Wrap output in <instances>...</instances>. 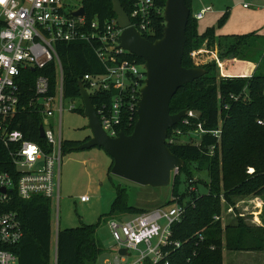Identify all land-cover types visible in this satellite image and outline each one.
<instances>
[{"label": "trees", "instance_id": "obj_1", "mask_svg": "<svg viewBox=\"0 0 264 264\" xmlns=\"http://www.w3.org/2000/svg\"><path fill=\"white\" fill-rule=\"evenodd\" d=\"M190 9L186 26V44L181 64L184 68L198 67L204 75L192 83L183 85L172 97L169 110L176 114L182 110L198 114L194 123H200L207 131L216 130L220 122V144L210 156L208 149L215 145V138L203 135L200 145L181 143L169 146L170 151L183 160L184 166L172 178L171 195L176 199L168 201L166 207L177 203L185 210L180 221L171 227L172 239L181 244L179 249H171L169 264H223V251L255 252L264 251V228L246 224L244 219L235 216L234 224H223L224 204L235 207V198H264V64L257 66L250 77H234L225 71L226 78H217L215 62L195 60L191 56L206 44L216 43L221 51L220 58L255 60L264 52V36L250 33L238 36H217L214 28H207L198 34L196 20L192 12V0H184ZM129 16L133 0H120ZM87 22L99 23L115 19L110 0H81ZM164 0H153L150 14L152 34L147 39L154 42L163 35ZM226 14L218 20V26L224 23ZM132 21V20H131ZM95 44L85 42L57 43V55L63 71V99L79 98V86L85 74L104 73V68L94 54ZM264 54V53H263ZM127 57L138 64L142 61L134 55ZM264 61V58L262 59ZM49 81L50 94L56 89V71L54 64L44 70H22L17 79L20 93L21 112L12 117L11 129L20 131L26 140L34 142L44 150L47 147L39 137L42 119L29 102L34 98V81L40 76ZM231 75V76H230ZM235 97L232 100L230 97ZM111 93L90 97L96 108L100 102L109 104ZM226 105L227 109L222 107ZM72 111L83 113V107ZM126 118V117H125ZM260 121L261 124H258ZM122 132L132 133L136 114L130 123L127 119ZM130 123V125H128ZM179 127L185 132L181 124ZM171 127L168 129L170 133ZM81 141H62L61 153L74 150ZM190 163L197 165V172L204 175L192 181ZM111 164L108 168L110 173ZM0 169H5L0 163ZM252 169V172H248ZM180 175L189 182V189L180 194ZM193 184H201L206 189L199 194L191 189ZM115 197L110 205L109 215H139L145 211L129 206L126 191L120 185H113ZM50 200L33 197L30 200L14 198L8 210L17 214L23 230V238L11 249L18 264H53L51 255V212ZM224 210V212H225ZM218 217V220H215ZM97 225L80 224L70 229L58 230L56 236V264H96L102 252L96 238ZM200 238H202L200 240ZM148 264V263H147ZM163 264V263H160Z\"/></svg>", "mask_w": 264, "mask_h": 264}, {"label": "built area", "instance_id": "obj_2", "mask_svg": "<svg viewBox=\"0 0 264 264\" xmlns=\"http://www.w3.org/2000/svg\"><path fill=\"white\" fill-rule=\"evenodd\" d=\"M132 6L128 16L130 27L147 38L152 34L149 17L153 0H133ZM242 6L249 7L248 4ZM80 7L67 11L63 0H0V163L5 167L0 169V264H18L11 249L23 238V230L17 214L7 209L13 199L26 201L42 197L51 201L59 190L62 162L60 119L65 99L62 93L63 71L56 44H95L94 54L104 73L83 75L82 85L90 97L111 93L109 104L100 102L96 108L93 106L107 137L117 138L123 133L125 121L128 119L131 123L135 114L137 120L140 90L146 79L143 63H136L127 57L128 52L118 48L121 30L116 18L103 23L97 20L87 22L85 14L82 17L71 15ZM210 11V7L202 8L194 14V18L201 20ZM200 52H192L191 56L196 57ZM215 62L221 69L219 61L216 59ZM51 63L56 71L54 94H50L48 78L40 75L34 81V98L29 102L42 119L44 136L41 139L47 147L44 150L26 140L20 131L12 130L10 123L12 117L21 112L17 85L20 72L44 70ZM230 98L235 100V97ZM222 108L226 110L227 106ZM74 109L73 105L68 107V111ZM55 113L59 114L57 138L50 122ZM197 118V113L186 111L179 122L185 132L173 127L170 133L167 132L166 146L188 142L199 146L203 135H211L216 140L215 145L208 149V154L212 156L220 144V122L216 130L207 131L200 123H194ZM257 123L261 124L260 121ZM182 137H185V142L181 141ZM177 174V170L172 172L171 180ZM88 201L89 197H80V202ZM184 210L183 205L175 203L168 208L133 215L126 221L110 220V237L117 251L124 249L126 255L117 254L112 262L104 264H122L129 252L137 256L132 264H169L170 250L181 247L179 242L173 241L171 227L180 221ZM53 264H56V242Z\"/></svg>", "mask_w": 264, "mask_h": 264}, {"label": "rangeland", "instance_id": "obj_3", "mask_svg": "<svg viewBox=\"0 0 264 264\" xmlns=\"http://www.w3.org/2000/svg\"><path fill=\"white\" fill-rule=\"evenodd\" d=\"M66 10L76 9L81 6V0H63ZM248 4V8H243ZM210 7L211 11L205 13L204 17L196 22L198 34H203L207 28H214L217 36H238L250 33H257L264 36V0H192L191 8L193 14L200 9ZM226 14L224 23L218 26V20ZM203 44L201 51L195 57L205 62L221 64V69L216 64L215 71L217 78H226L225 71L234 74V77H250L256 71L257 66L264 64L263 50L256 57V61L239 60L231 58H220L221 51L216 43L212 47ZM195 51V52H197ZM216 63V62H215ZM231 76V75H230ZM64 111L60 119L61 141H83L90 135L87 128V119L83 114L75 111H68L73 105L76 109L82 107L78 98L65 99ZM196 113V112H195ZM54 137L57 138L59 131V114L55 113L50 118ZM185 142V137L181 138ZM111 158L104 150L93 147L84 150H67L62 153V162L59 170V190L50 201L51 212V255L54 256L55 231L70 229L80 224L97 225L96 238L102 249L96 264L112 262L118 254L116 245L110 237L109 222L126 221L132 215L121 214V216L109 215L110 205L116 195L113 185H120L126 191L129 206L151 211L158 208H168L166 203L175 199L171 195V184L162 188L142 187L108 173ZM188 168L192 172V181L200 177L205 178L197 172V165L190 163ZM252 172V169H248ZM180 194L189 189V182L183 175H180ZM172 182V180H171ZM191 189L202 194L206 189L201 184H193ZM87 196V203L80 202V197ZM176 200V199H175ZM235 207L223 209L222 223L234 224L235 216L242 217L246 224L261 226L264 228V198L245 197L235 198ZM225 210V212H224ZM137 256L131 252L124 257L122 264H132ZM223 264H264V251L255 252H228L223 251Z\"/></svg>", "mask_w": 264, "mask_h": 264}, {"label": "water", "instance_id": "obj_4", "mask_svg": "<svg viewBox=\"0 0 264 264\" xmlns=\"http://www.w3.org/2000/svg\"><path fill=\"white\" fill-rule=\"evenodd\" d=\"M110 1L121 30L118 48L139 58L146 73L137 105V120L130 135L120 133L117 138L107 137L90 96L81 84L79 98L90 135L74 150L100 148L112 160L110 173L113 176L142 187H167L171 184V173L183 168L184 162L170 151L165 139L168 129L177 125L186 114V110L170 114V101L178 89L205 73L201 68H184L181 64L190 9L184 0H164L163 35L151 42L130 27L120 0ZM84 14L83 7L71 13L74 17ZM43 136L40 125L39 137ZM118 254L124 256L126 251L121 249Z\"/></svg>", "mask_w": 264, "mask_h": 264}, {"label": "crops", "instance_id": "obj_5", "mask_svg": "<svg viewBox=\"0 0 264 264\" xmlns=\"http://www.w3.org/2000/svg\"><path fill=\"white\" fill-rule=\"evenodd\" d=\"M56 242V241H55Z\"/></svg>", "mask_w": 264, "mask_h": 264}]
</instances>
